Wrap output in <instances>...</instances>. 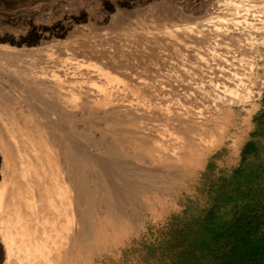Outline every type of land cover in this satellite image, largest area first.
<instances>
[{"label": "rangeland", "instance_id": "374dc122", "mask_svg": "<svg viewBox=\"0 0 264 264\" xmlns=\"http://www.w3.org/2000/svg\"><path fill=\"white\" fill-rule=\"evenodd\" d=\"M229 2L264 18V0H0V137L8 169L26 148L42 172L48 140L69 201L80 199L66 240L78 230L82 255L70 264H155L173 218L202 215L240 166L264 168V28L242 42L213 38L210 44L233 52L217 49L219 58L211 57L235 56L243 80L224 111L209 106L225 81L214 80L221 60L207 56L195 27L230 17L223 11ZM211 81L221 88L212 84L213 92ZM194 87H205L202 99L192 97ZM3 157L0 150V171ZM62 246L51 257L11 262L60 256L59 264ZM5 258L0 240V264Z\"/></svg>", "mask_w": 264, "mask_h": 264}, {"label": "bare ground", "instance_id": "6f19581e", "mask_svg": "<svg viewBox=\"0 0 264 264\" xmlns=\"http://www.w3.org/2000/svg\"><path fill=\"white\" fill-rule=\"evenodd\" d=\"M231 3H230L231 5L227 3V5H226L227 7L225 9H223V11H226L225 15L230 16L228 18L225 16L227 19L220 17L221 20H218L216 22L209 23V20L208 21L203 20V21L198 22L196 24V27H195L196 31L201 32L203 34V41L208 43L209 44L208 47L211 48L212 51H214V52H211V50L209 48L207 49L208 50L207 52L210 51L209 53L211 54V55H207V56H210L211 59H213L212 57H214L213 55L215 54V51L217 49H219L223 52H226L225 54H227L230 51V49L232 48L231 47L229 49V51L227 52L226 51L227 49L222 48L221 46H219L220 43L218 44L215 41H214V43H212V44H214V46L212 47V44H210V43L212 42L213 38H215L216 41H218L219 39L222 40L224 38H229V39L236 40L237 42H240V41L242 42L243 40L246 39V37L250 38L251 35L254 36L253 34H255V36L257 37L259 35L258 30L259 29L261 30L262 28H264V18L258 19L255 17L254 13L253 14L245 13L244 12V11H246L245 8L247 9V11L249 10V8L244 6V4L242 5L243 8L245 7L243 10L244 13H242L240 11V8L241 9H243V8L241 5H238L241 2L240 3L236 2L237 4H235L234 2H231ZM222 6L224 7L225 5L224 4L220 5V7H222ZM240 12L242 14H240ZM220 13H221V11H220ZM220 15H222V14H220ZM220 15H217V16H220ZM193 32H195V31H193ZM200 36H198V37H200ZM246 42H248V41L246 40ZM224 44H223V46H224ZM245 44H247V43H245ZM254 44H255V42H254ZM248 45H249L248 47L253 48L252 43H250ZM233 50H234V48H233ZM250 50L252 51V49H250ZM237 51L239 52V50H237ZM223 52H222V54H223ZM232 52L233 51L231 50V52H229V54H231ZM212 53H214V54H212ZM245 53H247V52H245ZM204 54H202V55H204ZM219 54L221 56L220 51H219ZM204 56H202V57H204ZM216 56L218 57L219 55H216ZM217 57L214 59L215 60H221V61L219 64H217L215 62L216 63L215 67L217 65H219V66H217L216 69L214 68V66H212L216 70L214 72L212 71V76L214 77V80L216 82H218L220 80L225 81V82H223V84H221V85H223V87H222L223 89L218 90L217 87H220V85L219 86L217 85V87H216V85H215L216 83L212 82V81H211L212 82L211 84L208 82L207 85L210 84L211 88L214 85L217 88V90L219 91L218 94L214 93L216 98H214V97H213L214 99L211 98L214 101H213V103L211 102L209 105V106H211L210 108L213 110V112L218 113V112L224 111L225 108L232 101H234V99H235V97L233 96V93L235 91L234 88L236 90H239L238 87H239V85L241 86L243 78L239 77V71H237L239 68L237 69V66L234 62L235 59H237V58H235V56L233 57L234 60L229 59V58L226 59V57H224V56L223 57L225 59H223V57L221 56L223 60L218 59L219 57L218 58ZM238 57H240V56H238ZM199 59H201V58H199ZM241 59H243V58H241ZM205 60H207V59H205ZM214 61H212V63ZM204 62L208 63L206 61H204ZM209 62H211V60ZM217 62H219V61H217ZM240 63H241V61H240ZM210 65H208V67H211ZM239 66H240V64H239ZM252 66H253V64H252ZM241 67L244 68V66H241ZM248 67H250V66H248ZM211 69L208 68V70H210V71H211ZM243 70L241 71L242 73H243ZM44 71H46V70H44ZM245 71H247V70H245ZM46 73H48V72L46 71ZM244 74L245 73H243V75ZM247 74H249V73H247ZM249 75H251V74H249ZM210 76H211V74H210ZM231 79H233V81ZM248 79L249 78H247V80ZM222 81H220V83H222ZM234 81L237 82V84H235ZM213 83H215V84H213ZM210 85H209V88H210ZM236 86H238L237 87L238 89L236 88ZM195 87H197V86H195ZM189 88H191V87H189ZM204 88L201 89L202 92H203ZM214 88L212 89L213 92H214V90H216V88L215 89ZM195 89H197V88H195ZM198 90L199 89H197V91H194V93H193L194 95L192 94L193 95L192 97H194L195 100H198L199 98L202 99L203 94L201 95V90H200V92ZM207 90L209 91V89H207ZM207 90H204V95H205V92L208 95L209 92ZM190 91L192 93V90H188V93ZM239 93H240V91H239ZM209 94H211V92ZM188 96H187V98H188ZM209 96L211 97V95H209ZM204 98H206V96ZM189 99H190V96H189ZM189 101L191 102V100H189ZM184 102H186V101H184ZM196 107H197V105H196ZM204 108H205V105H204L203 109ZM195 109H193V110H195ZM196 112L197 111H195V113ZM200 113L202 114V112H200ZM187 114H188V111H187ZM198 115H200V114L198 113ZM200 116H202V115H200ZM61 120L59 119V121H61ZM24 124H25V121H24ZM28 124H26V125H28ZM60 124H62V123H60ZM66 127H65V129L67 132L68 127L67 128ZM63 128H64V126H63ZM21 132H22V134H25L24 131H21ZM21 132H19V133H21ZM22 134H20V135L24 138V136ZM44 135H43V137H44ZM62 135H63V133H62ZM62 135L60 134L59 136L62 137ZM21 136H18V138L20 137L19 139H23V138H21ZM25 136H26L25 138H29V137H27V135H25ZM201 140L203 141V139H201ZM201 143H203V142H201ZM46 147H47V153L45 154V157H44L45 161L43 162V165H41L42 172H40V173L38 172L39 169L37 166V162L34 161L31 154L28 153V150H26V148H24V149L21 148L22 150L20 149L19 151L17 150L19 154L17 155L18 159L17 158L16 159L18 161H17V163L14 164V169L11 171L8 169L9 159L7 157V154H6L5 145L2 144V140L0 137V150L4 156L3 157L4 158V165L2 167V170L0 171V175L2 178L0 181V240H1V243L3 244L4 250H5V255H6L4 264H12L11 258L13 256H18L19 257L18 259H20L21 255H23L24 258H26V259L29 256L32 259H33V257L35 258V256L37 258L39 255L41 257H43V255L44 256L48 255L47 257H51L50 253H52L53 251L56 252L57 248H61V246H62L61 242H60L61 239H64L65 241H64V246H62L63 247V249H62L63 250L62 251V260H61V262H59V264H70V262L73 260V258L79 259L82 255V246H81L82 244L80 242H78L79 237H80V236L78 237V230H76L77 233L76 232L74 233L75 239L73 237H71V238H73V240L71 241L72 243H69L68 240H66L67 230H68V233L71 230L70 228H68V225L72 222V219H74L73 218L74 212H76V211L79 212V202H80V201H78L79 196H77L78 198H75L74 203H72V201H69L72 198V196L70 198V189L68 188V185L66 184L65 178L62 175V170L60 168V165L58 164V160H56V158H54V152H53L54 150H52V147L50 146L48 140L46 142ZM173 154H174V152H173ZM176 155L177 154H175V156ZM66 156H67V154H66ZM74 184H75V182H74ZM78 185H79V183H78ZM78 189H81V187H78ZM74 190L76 191V194L78 195L79 190H77V188H75ZM156 211H158V210H156ZM79 215H80V212H79ZM70 225H72V224H70ZM70 225H69V227H71ZM76 228H77V226H76ZM79 229H80V227H79ZM71 231H73V230H71ZM103 233H104V231H103ZM95 236H94V238H95ZM68 238L69 237H67V239ZM58 239H60V241ZM77 242H78V244H77ZM58 243H59V245H61L60 247H59ZM62 244H63V241H62ZM57 245H58V247H57ZM58 253H60L59 250L54 255L57 256ZM58 256H59V254H58ZM45 257L40 258L41 260L44 259L41 262L46 261V262H44V264H54L56 261H58L60 259V256H59V259L55 257L57 259L56 261H55V258L53 259V257H52V259L46 258L47 260L45 259ZM15 259H16V257H15ZM32 264H33V262H32Z\"/></svg>", "mask_w": 264, "mask_h": 264}, {"label": "trees", "instance_id": "16d2710c", "mask_svg": "<svg viewBox=\"0 0 264 264\" xmlns=\"http://www.w3.org/2000/svg\"><path fill=\"white\" fill-rule=\"evenodd\" d=\"M254 146L246 143L242 162ZM224 182L202 215L172 219L155 264H264V168L240 166Z\"/></svg>", "mask_w": 264, "mask_h": 264}]
</instances>
